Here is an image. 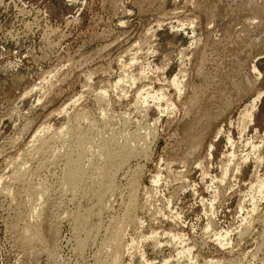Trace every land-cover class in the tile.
<instances>
[{
    "label": "rangeland",
    "instance_id": "374dc122",
    "mask_svg": "<svg viewBox=\"0 0 264 264\" xmlns=\"http://www.w3.org/2000/svg\"><path fill=\"white\" fill-rule=\"evenodd\" d=\"M0 264H264V0H0Z\"/></svg>",
    "mask_w": 264,
    "mask_h": 264
},
{
    "label": "bare ground",
    "instance_id": "6f19581e",
    "mask_svg": "<svg viewBox=\"0 0 264 264\" xmlns=\"http://www.w3.org/2000/svg\"><path fill=\"white\" fill-rule=\"evenodd\" d=\"M173 82V81H172ZM254 104V103H253ZM48 134V133H47ZM257 152V151H256ZM127 156L129 155L128 153L126 154ZM126 157V156H125ZM126 159V158H125ZM129 159V158H128ZM124 160V159H123ZM127 160V159H126ZM261 163V162H260ZM73 165H75V164H73ZM77 166H78V164H77ZM71 168H72V166H71ZM74 168H75V166H74ZM71 169V170H69L68 172H67V175H66V177H65V184L70 188V189H78V190H80L79 188H81L80 187V185L82 186V183H81V172L79 171V170H77V169ZM70 169V168H69ZM81 183V184H80ZM73 190V191H74ZM63 191V190H62ZM70 191V190H69ZM75 191H77V190H75ZM72 193V192H71ZM74 194V193H73ZM182 249V248H181ZM182 253V252H181Z\"/></svg>",
    "mask_w": 264,
    "mask_h": 264
}]
</instances>
